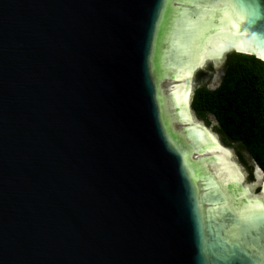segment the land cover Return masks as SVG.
<instances>
[{"label": "water", "instance_id": "water-1", "mask_svg": "<svg viewBox=\"0 0 264 264\" xmlns=\"http://www.w3.org/2000/svg\"><path fill=\"white\" fill-rule=\"evenodd\" d=\"M226 48L264 63V0H0V264H264V179L188 117Z\"/></svg>", "mask_w": 264, "mask_h": 264}, {"label": "trees", "instance_id": "trees-1", "mask_svg": "<svg viewBox=\"0 0 264 264\" xmlns=\"http://www.w3.org/2000/svg\"><path fill=\"white\" fill-rule=\"evenodd\" d=\"M219 84L209 89L208 83L195 85L190 108L198 121L216 123L214 131L222 144L233 147L245 165L243 152L253 166L264 172V63L253 56L226 54Z\"/></svg>", "mask_w": 264, "mask_h": 264}, {"label": "rangeland", "instance_id": "rangeland-1", "mask_svg": "<svg viewBox=\"0 0 264 264\" xmlns=\"http://www.w3.org/2000/svg\"><path fill=\"white\" fill-rule=\"evenodd\" d=\"M228 50H224L218 57L205 59L201 63V65L193 69V71L191 72L189 84L190 96L188 98L187 108H189L190 106L192 94L195 85L198 83V81L200 83H208L209 89H214L219 84L221 76L223 74L222 68L227 54L226 51ZM208 119L209 125L206 126L203 122L198 121V119L194 117L193 113H191L190 120H192V123L199 122L198 125L200 127L205 126L208 132L212 135L213 139L216 141V143H218L222 148H226V151L229 153L228 161L235 165V167L238 169V172L242 176L240 186L242 188H246L249 194L259 195L264 179L262 173L256 168L257 166H253V168L251 169V175H249L248 167L252 164L247 154H245L244 152L242 153L243 159L245 161V165H243L241 162L242 160L240 158V154L238 153L240 151L236 150L233 147L224 146L218 134H216L214 131V127L216 125L214 119L212 117H209Z\"/></svg>", "mask_w": 264, "mask_h": 264}, {"label": "bare ground", "instance_id": "bare-ground-1", "mask_svg": "<svg viewBox=\"0 0 264 264\" xmlns=\"http://www.w3.org/2000/svg\"><path fill=\"white\" fill-rule=\"evenodd\" d=\"M225 50H228L227 48L225 49ZM201 65V64H200ZM193 71V70H192ZM189 96H190V90L188 91V98H189ZM188 98H187V102H188ZM189 117V116H188ZM190 120V119H189ZM212 139H213V137H212V135L207 131L206 132ZM213 141L215 142V144L218 146V147H220V148H222L218 143H216V141L213 139ZM222 149H224V150H226L225 148H222ZM239 183H241V182H239Z\"/></svg>", "mask_w": 264, "mask_h": 264}, {"label": "snow or ice", "instance_id": "snow-or-ice-1", "mask_svg": "<svg viewBox=\"0 0 264 264\" xmlns=\"http://www.w3.org/2000/svg\"><path fill=\"white\" fill-rule=\"evenodd\" d=\"M262 58H264V56H262Z\"/></svg>", "mask_w": 264, "mask_h": 264}]
</instances>
